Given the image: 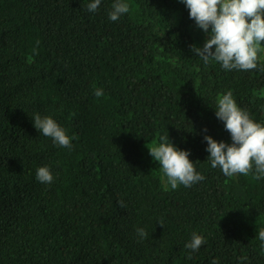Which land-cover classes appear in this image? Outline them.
<instances>
[{
    "label": "trees",
    "instance_id": "obj_1",
    "mask_svg": "<svg viewBox=\"0 0 264 264\" xmlns=\"http://www.w3.org/2000/svg\"><path fill=\"white\" fill-rule=\"evenodd\" d=\"M90 2L0 0V264H264V179L213 169L204 140L231 143L215 115L229 90L264 125V72L205 64L191 46L206 33L178 0H125L116 22L115 0ZM36 113L73 147L40 134ZM166 135L203 181L166 184L148 151Z\"/></svg>",
    "mask_w": 264,
    "mask_h": 264
},
{
    "label": "clouds",
    "instance_id": "obj_2",
    "mask_svg": "<svg viewBox=\"0 0 264 264\" xmlns=\"http://www.w3.org/2000/svg\"><path fill=\"white\" fill-rule=\"evenodd\" d=\"M178 2L186 6L189 18L207 34L202 48L191 46V51L205 64L216 62L225 71L264 72L260 55L264 53V0ZM100 5L101 0H92L87 5V11L95 13ZM129 12L130 5L125 0H115L108 16L111 21L116 22ZM94 94L97 98L103 96V89H96ZM215 115L230 133L231 143L217 142L211 136H204L208 145L206 151L210 154L207 160L211 167L219 168L228 178L251 175L253 180L264 179V125L254 121L249 112L237 104L231 90L217 96ZM32 120L35 129L58 147H73L72 140L75 137H70L52 117H42L36 113ZM148 151L160 165L162 179L172 190L181 185L189 188L205 179L196 171V163L189 159L190 152L177 149L168 135L160 136ZM36 179L42 184H51L54 177L48 167H40L36 171ZM119 204L121 208L126 207L123 201ZM136 231L141 239L147 238L145 229L139 228ZM258 238L264 241V229L259 231ZM205 243L202 236L193 233L191 242L185 247L198 251ZM212 264L218 262L214 260Z\"/></svg>",
    "mask_w": 264,
    "mask_h": 264
},
{
    "label": "rangeland",
    "instance_id": "obj_3",
    "mask_svg": "<svg viewBox=\"0 0 264 264\" xmlns=\"http://www.w3.org/2000/svg\"><path fill=\"white\" fill-rule=\"evenodd\" d=\"M193 32L195 33V40H196L197 44H198L199 46L204 45L205 40H206V38H207V34H205V35H201V34L199 33V31H197V30H194ZM262 45H264V42H262ZM260 55H261L262 58H264V53H261Z\"/></svg>",
    "mask_w": 264,
    "mask_h": 264
}]
</instances>
